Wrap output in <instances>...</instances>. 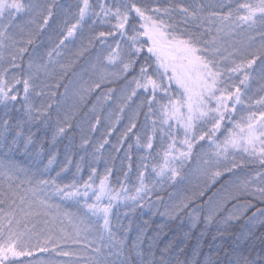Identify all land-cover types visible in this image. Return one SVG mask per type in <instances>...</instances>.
<instances>
[{"label":"snow or ice","instance_id":"1","mask_svg":"<svg viewBox=\"0 0 264 264\" xmlns=\"http://www.w3.org/2000/svg\"><path fill=\"white\" fill-rule=\"evenodd\" d=\"M97 26L108 30L96 32ZM78 36L80 45L73 51L70 46ZM109 39L113 43L97 54L91 72L84 68L82 82L72 85L73 66L94 48L95 41L105 45ZM62 49L68 52L66 62L60 59ZM108 67L118 71L108 72ZM128 75L135 88L125 103L143 90L150 94L146 115L155 116L152 134L135 136L136 147L147 152L139 158L137 184L126 187L131 144L125 153L129 163L125 166L122 161L128 171H123V181L117 177L118 188L107 183L112 168H106L98 187H93L92 174L81 184L79 163L73 179L64 183L62 174L72 163L77 104L98 91V102L110 101L114 89L102 92L105 82ZM253 85L259 86L255 92ZM70 86L74 102L66 109ZM153 106H158L156 111ZM0 107L4 110L0 115V264H264V234H255L257 226H264V207L247 217L238 235L230 231L233 222L238 223L256 203L264 205V0L235 4L233 0H0ZM13 110L22 112L15 123ZM119 110L123 112L124 106ZM119 120V116L115 121L108 118L94 157ZM101 123V117L93 115L88 136L81 125H75L80 149L92 143L90 136ZM134 129L135 122L125 128L118 141L121 146ZM65 138L69 141L65 163L53 176L56 146ZM197 148L203 150L195 153ZM191 160L205 188L227 177L221 191L228 195L217 201L209 197L205 215L197 214L200 209L190 210L203 190L171 204L159 195L187 179L184 168ZM129 191L135 194L128 195ZM241 196L246 197L244 202L225 216L222 209L227 201ZM157 204L165 210L157 209L153 215L164 223L149 236L150 222L135 223L132 215L145 208L152 212ZM121 206L128 209L123 218L114 210ZM185 215L189 221L185 238L201 224L200 237L215 229L207 250L198 239L191 257L175 242H165L164 236L168 223H183ZM133 231L136 235L129 243Z\"/></svg>","mask_w":264,"mask_h":264},{"label":"trees","instance_id":"2","mask_svg":"<svg viewBox=\"0 0 264 264\" xmlns=\"http://www.w3.org/2000/svg\"><path fill=\"white\" fill-rule=\"evenodd\" d=\"M74 0H62L61 3H74ZM100 26H97L99 28ZM53 28H55V24L53 25ZM96 28V32H99L100 30ZM88 28L85 26L84 30V43H87V37H88ZM81 38L78 36L76 39V44L70 46L73 51H75L79 45H80ZM112 40L109 39L105 45H101L99 41L94 42V48L89 49V52L81 58L72 69V72L69 74V80L72 81V85H75L76 87L79 86V84L82 82L80 77L82 76V70L84 68L89 69V67L94 62L93 57L96 55V52L98 49L103 48V50L106 49L107 44H112ZM45 47H51V45L46 44ZM101 47V48H100ZM43 50V49H42ZM62 56L60 57L61 62H66L68 52L67 50H61ZM146 57L145 52L141 54V63L143 62V59ZM25 61H27V57H25ZM138 67V66H137ZM90 72V71H89ZM74 73V75H73ZM138 74V73H136ZM83 79H88L87 76H83ZM132 79V75H128L127 79L122 78V82L113 83L110 85V87L103 85L102 92H107L109 88L114 89V92L110 95L112 96V99L110 101H106L103 103H100L97 101V97L101 95V92H94L88 96L85 97V99L77 104V107L79 108V111L76 114L75 119L72 121L74 125L73 132L76 133L73 138V148H72V163L69 165V171L66 173H63L64 177V183H68L73 179V174L76 173V164L79 163L81 166V172L78 174L80 177V183L82 184L83 181L88 180V177L90 174L93 175L94 178V185L93 187H98L100 184V179L103 178L106 174V168H112V174L109 176L108 184H110L112 187H119V185L116 183L117 177L120 178L121 181L124 180L123 171H128L126 167H122V161L123 164L126 166L129 161L125 159V153L129 152L128 145L131 144L132 148L129 153L131 156V164L132 168L129 174V179L127 180L126 187L128 189H133L134 186L137 184L136 175H137V165L139 163V158L141 156L147 155V152L144 149H139L136 147L135 144V136L137 134L144 136L145 133L148 135L152 134V121L153 116L152 115H146L148 114V104H147V97L150 94L145 93L143 90H137V93L135 96L132 97L131 100H127L125 103V97L122 98L120 101L118 96L116 94H119L118 91H120L121 84L125 83ZM65 83H68L66 80ZM112 83V82H111ZM109 83V84H111ZM21 96L23 95L22 91V85L19 86ZM55 90V89H54ZM73 87L70 86L69 92L67 96L64 98V106L65 108H69L73 102L74 97L72 95ZM60 93L64 92L63 88L59 89ZM35 103H39V100H36ZM124 106V111L120 112V106ZM16 107H19V104L16 105ZM95 107V113L92 112V109ZM3 108L0 107V115L3 114ZM135 114V120L133 121V116ZM93 115H99L101 117L102 123L99 126V131L92 133L90 138L92 140V143L87 147L86 150H82L79 148V145L81 143L80 133L75 127V125H81L84 128V135L88 136L89 133L87 131V125L88 120L91 119ZM22 116V112H17L15 110L11 113V118L13 123L17 119H20ZM119 116L120 120L115 125V129L113 130V133L110 136H107L108 143L104 145V148L100 150V152L97 154V157L93 156V151L96 147H98L99 142L102 139V133L106 131L107 125H108V118L110 117L111 120L115 121L116 117ZM132 122H135L137 124V129L133 130V133L129 134V138L122 144V146L118 143L119 138L126 127L130 126ZM51 139V136L49 134L48 140ZM159 140V133H157L156 140L154 142L158 145ZM143 142V139H142ZM69 141L67 138L62 139L58 142L56 149H57V163L53 165V171L51 172V175H55L57 171L60 170V167H62L65 163V146L68 145ZM114 146L120 148V151L117 152L114 150ZM48 144L47 141L45 142V148L47 149ZM152 155L155 157V150H152ZM83 156L84 159L81 160L80 157ZM115 157L113 160L112 158ZM18 159L21 160L22 163L26 162L24 161V158L18 157ZM45 163L47 160L45 159ZM146 162H154V161H146ZM95 168L96 172L93 174L91 172V169ZM185 170V168H184ZM185 173V172H184ZM191 171L189 168L186 169L185 175L187 176V179L183 181V183L178 184L176 187H166L164 191L160 192L159 195H161L165 201H169V194L173 195V203H176L177 200L182 196H191L193 193L198 192L200 190L204 191V195L202 197H198L195 202L192 204V209H200L201 211L198 212V215H205L206 209L204 208V205L206 201H208L209 197H213L214 201L220 200L228 195V191L224 190L221 191V186L224 184V179H220L215 184H209L208 187H204L203 181L200 179H197L194 176H191ZM128 195H134V191H129L127 193ZM153 201H155V194L151 197ZM246 197L241 196L239 200L231 199L228 200L225 208L222 209L223 214L227 216L231 211L234 209V205L238 203H243ZM123 204V201L120 202ZM172 203V202H170ZM253 203H256L253 201ZM67 207V206H65ZM264 207V205L256 203V207L250 209L247 212V215L240 219V221L233 222L230 231L234 235H238L241 231L245 229L246 223H247V217L251 216L252 212L256 211V208ZM157 209H159L160 212H163L165 209L162 205H155L152 212H149L147 208L143 210H137L133 215L132 218L135 223H140L141 221H149L150 222V228L152 231L148 232L149 236H152L155 232V230L164 223V220L161 219L159 215H153V212H155ZM74 211L75 209H68ZM115 212L119 213L121 218H123V214L128 211L127 208L121 206L120 208H115ZM114 219V218H113ZM181 220H177L174 223H168L167 227L164 228V236H166L165 242L173 241L178 246L182 247L188 257H191L192 250L197 246L198 239L201 243V246L206 251L208 245L212 242V236L215 233V229H212V231H209L206 233L204 237H200L201 231H204L203 224L200 225L199 228L194 229L191 231L188 238H185L184 233L189 232L188 227V216L185 215L182 217ZM127 223V221H125ZM256 237H259L261 234H264V226H257L255 229ZM136 233L133 231L129 234V243H131V240L135 237ZM163 239V236L161 237ZM181 259H184V257H181Z\"/></svg>","mask_w":264,"mask_h":264},{"label":"rangeland","instance_id":"3","mask_svg":"<svg viewBox=\"0 0 264 264\" xmlns=\"http://www.w3.org/2000/svg\"><path fill=\"white\" fill-rule=\"evenodd\" d=\"M62 1V0H61ZM75 1V0H74ZM208 2H211V3H217V2H219V0H205V3H208ZM243 2H245V0H233V3L235 4V3H243ZM97 28V27H96ZM97 29H99L100 31H107L108 30V28H107V26H100L99 28H97ZM118 39H119V37H117ZM241 38H243V37H241V36H238V37H236V39H241ZM227 39V38H226ZM259 44V41H256V45H254V47L255 46H257ZM101 48V47H100ZM94 49H96V48H94ZM103 50V48H101V49H98L97 50V52H96V55L93 57V60H94V62L92 63V64H94V63H96V56H97V54L99 53V52H101ZM145 54L147 55V53H146V50H145ZM92 66V65H91ZM91 66L89 67V71L91 72ZM101 67V65H97V68L99 69ZM107 71L108 72H113V71H118V69H116V68H112V67H108L107 68ZM108 81H110V82H108ZM108 81H106L105 82V87L106 86H108V87H110V85H112L113 83H118V82H122V78H112V77H109L108 78ZM129 81H131V79H129L126 83H125V85L122 83L121 84V89H120V91H118L119 92V94H116V96H118V98H119V100L121 101L122 100V98H124V97H126V96H128V95H130L131 94V92H132V89L133 88H135V84L134 83H129ZM112 82V83H111ZM109 83H111V84H109ZM259 86L258 85H253V90H254V92H255V90H256V88H258ZM72 91V90H71ZM173 91H175V87H173ZM73 92V91H72ZM158 99H159V97H158ZM158 106H153V111H156V108H157ZM155 119V116H153V120ZM179 138L180 139H183V135H182V133H180V135H179ZM202 143V145H203V149H206L207 148V144L205 143V142H201ZM203 149H200V148H197V149H195L194 150V152L195 153H199V152H201ZM187 168H189L190 169V171H191V176H194L193 178H195L196 177V172H195V169H196V162H195V160H191V161H189L188 162V164H186L185 165V170H184V172L186 173V169ZM170 202H172L173 203V201H170ZM169 202V203H170ZM171 204V203H170Z\"/></svg>","mask_w":264,"mask_h":264}]
</instances>
